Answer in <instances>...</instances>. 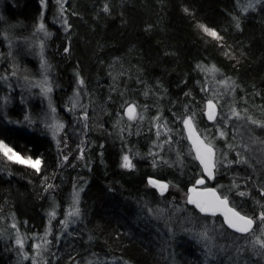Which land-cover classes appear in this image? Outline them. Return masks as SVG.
Returning a JSON list of instances; mask_svg holds the SVG:
<instances>
[{"label":"trees","instance_id":"1","mask_svg":"<svg viewBox=\"0 0 264 264\" xmlns=\"http://www.w3.org/2000/svg\"><path fill=\"white\" fill-rule=\"evenodd\" d=\"M248 3L45 0L42 21L50 35L43 87L52 91L41 95L20 80L39 75L27 40L43 6L0 0V139L41 160L36 172L0 155V264H33V257L35 264H233L237 247L245 251L235 264H264L220 215L200 213L183 198L204 178L205 188L226 195L242 215L264 210V144L253 143L264 141V128L248 120L264 122V0L245 12ZM226 78L227 87L220 83ZM209 99L219 101L214 121L204 113ZM129 104L132 120L124 112ZM193 114L194 129L218 156L226 152L235 161L240 153L248 163L218 164L206 178L182 122ZM54 119L63 125L55 136ZM218 130L226 136L219 138ZM124 155L133 168L120 166ZM147 178L169 189L161 195ZM74 207L79 217L68 215ZM205 227L215 259L206 257L208 242L197 235Z\"/></svg>","mask_w":264,"mask_h":264},{"label":"snow or ice","instance_id":"2","mask_svg":"<svg viewBox=\"0 0 264 264\" xmlns=\"http://www.w3.org/2000/svg\"><path fill=\"white\" fill-rule=\"evenodd\" d=\"M262 2V0H249V3L247 4V6L244 8V11H248L249 9L254 10L255 6L257 4H260ZM41 5L43 6L45 4V0H40ZM58 3H60V0H58ZM61 7V16L63 15V11H64V7H63V3L60 4ZM104 12H109V7L107 4L104 5L103 8ZM185 11L187 12L188 10L185 9ZM234 19H236V27L239 28L240 27V23H239V19L234 17ZM43 20V13H41V21ZM64 24V30L65 32L68 31V29L70 28V25L67 23V19H64L63 21ZM200 28H202V30L207 33L208 35L218 39V40H222L223 38L221 36H219V34L215 31V30H211L208 27L204 26V25H200ZM37 32H44L45 36L50 35V33H48L45 29V25L43 22H40L38 24L37 27ZM43 45H41L42 47ZM64 52L67 53L69 52V48L65 47L64 48ZM227 54V53H226ZM42 66H44L45 68L49 67L46 64V61H44L42 59L41 61ZM211 71H217V69H215V67L213 66L212 69H210ZM16 73L13 72L12 75H15ZM47 78H45V85H47ZM78 83L80 85H83V80L80 79L78 81ZM221 84L225 85V87L229 86L231 81L230 79L226 78L224 80L220 81ZM42 91L47 94L50 93L52 91L50 86H46L42 89ZM202 91H207V89H202ZM219 103V101H217L216 103L213 102L212 99H209L207 101V118L209 121H214L217 118V104ZM187 107V106H186ZM126 113L128 115V118L130 120L135 119L136 115H135V106L134 105H129L128 108L126 109ZM194 115L192 116H186L183 119V124L185 129L189 132V139L192 138V130H193V119H194ZM232 116L236 117L237 119L240 118V113L237 112L235 109L232 110ZM27 120V118H25ZM156 119H159V117H157ZM248 120L250 121L251 124L256 125L257 127L260 128H264V122L255 120L251 117H248ZM227 123V122H226ZM63 127L62 124H57L55 126H53L54 128V132L53 135L55 136V133L58 132L61 128ZM219 132V138H224L226 136V132L223 130H218ZM157 135L159 136L160 133L159 131L157 132ZM207 138H205L206 140ZM262 143L264 144V141H258V139H254L253 143ZM199 146L196 149V159L199 160L200 165L203 168V172L207 175L208 179H212L214 177V173L215 170L217 168L218 164L224 165L225 167L232 165L233 163H248V161L240 155V153H237V157L238 159H236L235 161L233 160H228L227 159V153H222L220 154V156L217 155V152L215 151L214 147H213V143L212 141H208L207 143H205L204 140H198ZM230 149L233 147L232 145L228 146ZM247 147V146H245ZM0 155H2L3 158H5L7 161L10 162H14V163H19V164H26L27 166L33 168L36 172L40 171V165H41V160L40 159H35L33 160L30 156L25 158L23 156H21V154L17 151L14 150L13 147L9 146L7 143L4 142V140L0 139ZM67 156L64 157V160H67ZM79 159H83V149H81V156L79 157ZM122 168L125 169H131L134 167L131 159L129 158L128 155H124L122 157V162L120 165ZM153 166L155 167V162L153 163ZM148 183L150 185H152L153 187H156L159 189L160 194L163 195L164 192L168 189L169 185L165 184V183H161L159 181L153 180V179H149ZM204 183V179H198L196 181L197 185L203 184ZM51 187V186H49ZM233 187H238L237 185H233ZM47 191V189H45ZM80 191H82V189H80ZM189 195L187 196V203L192 204L195 206L196 209L199 210L200 213H211L213 216L216 215L217 211H220L221 208L223 207L224 209H226V211L224 212V221L223 223H225L227 225L228 228L233 229L235 232L237 233H241L242 234V238L246 239L249 243L250 246V250L253 252L254 255L256 256H260V257H264V210L260 211L258 215H256L255 217H250L247 215H242L241 212L236 211L234 208H230L228 207V197L225 195L223 198H221L220 196L216 195V192L214 189H210L209 191L212 192V195L214 197L213 201H203L201 199H199L197 196H193L191 195V193H195L196 192V188H190L189 190ZM260 193L261 196H264V186H261L260 188ZM240 196H246L248 195L247 192H239ZM73 197H74V205H78L79 203V191H75L73 192ZM259 204V201L257 202ZM261 208H264V205H260ZM79 208L78 207H74L73 210L68 214L69 216H76L79 217ZM52 215L54 216V213H52ZM61 223H63L65 225V227H67V220L62 221ZM254 226H258V229ZM13 228L16 227L15 224L12 225ZM209 231L210 229L208 227H205L204 230L200 233H198L197 235L199 236L201 241H207L208 243L205 244V249H206V257H212L213 259H215L216 257V253L213 252V245H212V237L209 235ZM17 245H19L21 247V249L23 248V241L19 238H17L16 240ZM45 243H47V241H45ZM37 249H39L40 245H36L35 246ZM218 248L219 253L224 254L227 252V248L223 245H218L216 246ZM245 249L237 247L236 252H237V257L235 258V260H239L241 257L239 256L240 253L244 252ZM39 254V253H37ZM27 255L25 254V259H27ZM33 259V264H35V257L32 258ZM229 260L233 261V264H235V260L233 259V257H229ZM89 264H93L92 261H89ZM96 264H103L102 261H97ZM112 264H115V261L112 262ZM124 264H126V262H124Z\"/></svg>","mask_w":264,"mask_h":264},{"label":"rangeland","instance_id":"3","mask_svg":"<svg viewBox=\"0 0 264 264\" xmlns=\"http://www.w3.org/2000/svg\"><path fill=\"white\" fill-rule=\"evenodd\" d=\"M45 7H46V5L44 4L43 5V11H42V13L44 14V11H45ZM40 22H43V21H41V19H40V21L38 22V24L40 23ZM38 24L35 26V28L33 29V31L31 32V36H29V39L27 40V41H29L30 40V42H29V44H30V49L32 50V52H33V57L34 58H36L37 60H38V62L40 63V70H39V75H37L36 77H32V78H30L29 77V81L28 82H26V81H24V79H21L20 80V84H21V86H25V85H27V86H29V87H34V88H37V90H38V92H39V94H41V95H44V93H43V91H42V89L44 88L43 87V83H44V78H43V76H45V74H46V71L44 70V66H42V63H41V61H42V59L45 61V59H44V52H45V48H46V42H47V39H48V37H49V35L48 36H45V33L44 32H37V27H38ZM45 25V24H44ZM45 29H46V31L48 32V30H47V28H46V26H45ZM41 45H43L42 47H41ZM14 78H16L15 76H14ZM26 86V87H27ZM46 87V86H45ZM129 105H132V104H129ZM129 105H127L126 107H125V110H124V112H125V115L128 117V115H127V113H126V109L128 108V106ZM206 105H207V102H206V104H205V109H204V113H205V116H206V118H207V115H206V112H207V108H206ZM208 119V118H207ZM58 122H56V119H54V125H56ZM185 128V127H184ZM185 132H186V135H187V138H188V140H189V142H190V144H191V147H192V149H193V152H194V154H195V156H196V149H197V147L199 146V143H198V140H203L199 135H198V133L196 132V130L194 129V126H193V130H192V138L191 139H189V132L185 129ZM206 143V142H205ZM25 158H27V157H25ZM198 162H199V160H198ZM200 164V163H199ZM201 166V165H200ZM201 168H202V166H201ZM202 170H203V168H202ZM204 173V172H203ZM204 175H205V177L207 178V175L204 173ZM149 179H153V180H156V181H159V182H161V183H165V184H168L167 182H164V181H161V180H158V179H154V178H147V181H146V183H147V185L148 186H151V187H153L152 185H150L149 183H148V181H149ZM202 179H204V178H202ZM204 182H205V179H204ZM193 187H195L196 188V191L197 190H204V189H206L205 187H204V183L203 184H200V185H197L196 184V182H195V184L193 185V186H191L190 188H193ZM155 189H156V191L158 192V193H160V191H159V189L158 188H156V187H154ZM189 188V189H190ZM168 189H169V187H168ZM167 189V190H168ZM188 189V190H189ZM166 190V191H167ZM186 191L184 194H183V198H184V200H186L187 201V196L189 195V191ZM165 191V192H166ZM164 192V193H165ZM209 214V216H213L211 213H208ZM216 215H220L223 219H224V212L223 211H217L216 212ZM227 238V237H226ZM229 239V238H228ZM39 250L40 249H38V252H37V248H35V255L37 254V253H39ZM262 261H264V259L262 260Z\"/></svg>","mask_w":264,"mask_h":264},{"label":"water","instance_id":"4","mask_svg":"<svg viewBox=\"0 0 264 264\" xmlns=\"http://www.w3.org/2000/svg\"><path fill=\"white\" fill-rule=\"evenodd\" d=\"M210 189L213 188H206L204 190H197L195 193H191V195L193 196H197L199 199L203 200V201H213L214 197L212 195V192L209 191ZM216 192V191H215ZM216 195L219 196V194L216 192ZM222 198V197H221ZM228 207H230L228 205ZM231 208V207H230ZM220 211L225 212L226 209H224L223 207L221 208Z\"/></svg>","mask_w":264,"mask_h":264}]
</instances>
